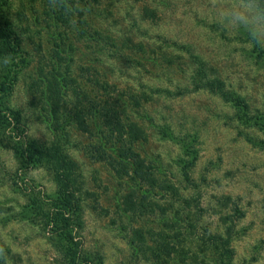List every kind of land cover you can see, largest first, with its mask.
<instances>
[{
    "label": "rangeland",
    "instance_id": "obj_1",
    "mask_svg": "<svg viewBox=\"0 0 264 264\" xmlns=\"http://www.w3.org/2000/svg\"><path fill=\"white\" fill-rule=\"evenodd\" d=\"M71 1L65 11L59 0L10 1L8 19L28 64L9 104L16 133L49 144L55 135L43 81L54 67L66 76L63 109L72 113L66 126L58 120L63 131L53 141L78 165L80 253L102 264H212L217 255L209 236L225 238L230 230L233 264H264V133L240 122L230 102L192 85L196 64L185 50L205 63L208 78H219L245 101L249 116L263 120L264 48L223 28L215 0ZM91 67L119 98L94 86L96 79L84 72ZM82 93L89 103L80 100ZM112 103L122 111L120 122L142 133L120 146H130L152 168L154 190L129 179L125 164L117 172L87 153L98 140L119 146L106 139L107 121L103 127L102 118L86 116L94 105ZM76 107L85 109L77 120ZM16 140L0 143V245L9 250L0 248V264H60L44 215H20L30 197H38L46 213L56 185L46 167L14 153ZM132 203L146 209L133 212ZM159 233L163 253L156 250Z\"/></svg>",
    "mask_w": 264,
    "mask_h": 264
},
{
    "label": "trees",
    "instance_id": "obj_2",
    "mask_svg": "<svg viewBox=\"0 0 264 264\" xmlns=\"http://www.w3.org/2000/svg\"><path fill=\"white\" fill-rule=\"evenodd\" d=\"M11 0H0V61L5 57H10L7 62H0V124H2L0 130V143L3 144V140H14L15 143L10 147L14 150V153L19 158H25V161L30 164L46 167L53 177V181L56 185V193L54 199H51L48 211L44 213V208L41 206V202L38 197H30L26 209L20 212V215L25 219H34L35 216L40 217L42 214L45 217L44 226L48 229L49 240L53 245L59 249L61 254L60 264H102V262H94L93 260L83 256L79 250V244L74 234L75 219L74 214L78 208V195L81 192V186L79 182L78 165L71 159L69 154L65 151L63 146L57 141L53 140L57 136V131H63L62 126L59 125L60 118L62 124L69 122V116L72 111L69 108L65 111L64 105L67 104L66 90L68 87L65 85L67 79L65 75L61 76L57 67L52 68L47 72L49 79L43 81L45 86L46 95L43 97L45 107L48 108V114L51 127L53 128L54 139L49 144H41L36 141L23 140L21 134L16 133V128L19 122L13 120L14 111L9 104V97L12 95L14 86L17 82V75L23 67L28 64L25 60L23 51L20 47V41L17 38L15 30L12 27L11 21L8 19V7ZM63 6L62 10H66L67 3H72L71 0H59ZM86 13L91 11V8L85 9ZM95 41L94 39H91ZM189 55V58L194 60L196 68H194L193 76L191 77L192 85L196 88H204L213 93L219 95L225 102H230L236 110V117L242 123L253 125L257 129L264 133V119L261 120L258 117H251L248 115L249 107L245 101L237 94L225 89L224 83L219 78H208V72L205 63L197 57L198 55L190 51V48L185 49ZM85 75H91L89 79L94 80V86H99L101 89H112V86L108 83H99L97 77L99 73L95 71L94 67L85 69ZM113 94V98H119L118 94H115L114 90L110 91ZM82 101L89 103L88 97L82 93ZM64 100V102H63ZM106 105V102L104 103ZM77 112L73 113V117L76 120L85 112L76 107ZM121 112L115 103L110 105L99 107L94 105V110H88L86 116L91 117V121H97L102 118L103 127H105L106 121L109 125V132L106 139L108 142L119 143L118 147H107L106 143L98 140L87 151L88 154L95 161L107 162L110 167L117 172L123 171L120 163L126 165V174L129 179L133 180L138 186L141 184L146 185L151 190L157 188V179L153 176V171L148 166L142 157L138 153H135L131 147L121 148L120 142L125 143L136 142L142 138V133L136 129L128 130L127 125H123L119 118ZM60 115V116H58ZM121 119V118H120ZM66 126V124H64ZM68 126V124H67ZM81 126L86 130L84 121L81 120ZM63 133V132H61ZM168 137H171L169 134ZM139 138V139H138ZM264 150V141L259 142ZM187 167L184 166L183 170ZM185 172V171H184ZM154 177V178H153ZM146 187V188H147ZM166 190L171 189L172 185L166 184L164 186ZM150 194V190L146 189L145 194ZM24 208V207H23ZM133 212L142 211L141 204H134L130 206ZM152 213L161 215L160 212ZM157 216V215H156ZM231 231L226 230L225 238L223 236H209L210 245L216 253V258L212 260V264H233V251L230 247ZM156 241V250L159 253H163L166 250L165 236L163 233H159ZM220 241V242H218ZM2 245H0V248ZM4 249V252H8V249ZM155 250V249H153ZM0 252H2L0 250Z\"/></svg>",
    "mask_w": 264,
    "mask_h": 264
},
{
    "label": "clouds",
    "instance_id": "obj_3",
    "mask_svg": "<svg viewBox=\"0 0 264 264\" xmlns=\"http://www.w3.org/2000/svg\"><path fill=\"white\" fill-rule=\"evenodd\" d=\"M55 3V0H50ZM215 18L225 29L244 33L248 43L264 48V0H215ZM5 57L0 62H7Z\"/></svg>",
    "mask_w": 264,
    "mask_h": 264
}]
</instances>
